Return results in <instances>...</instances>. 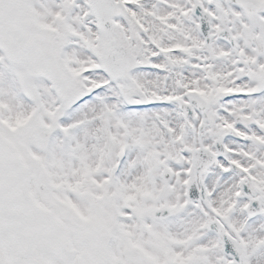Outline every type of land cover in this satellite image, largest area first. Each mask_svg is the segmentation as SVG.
<instances>
[{"label": "snow or ice", "instance_id": "6c2138e0", "mask_svg": "<svg viewBox=\"0 0 264 264\" xmlns=\"http://www.w3.org/2000/svg\"><path fill=\"white\" fill-rule=\"evenodd\" d=\"M0 264H264V0H0Z\"/></svg>", "mask_w": 264, "mask_h": 264}]
</instances>
